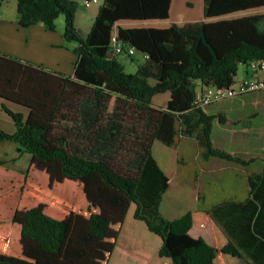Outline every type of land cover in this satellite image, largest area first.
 Instances as JSON below:
<instances>
[{
	"label": "trees",
	"instance_id": "1",
	"mask_svg": "<svg viewBox=\"0 0 264 264\" xmlns=\"http://www.w3.org/2000/svg\"><path fill=\"white\" fill-rule=\"evenodd\" d=\"M16 2L22 26L54 30L63 15L76 60L64 74L0 52V97L28 110L3 104L16 129L0 138L31 154L21 172L0 161V264H108L129 210L168 264H264V171L249 178L251 198L226 202L225 223L212 217L210 244L190 234L201 210L162 214L170 176L154 154L198 132L204 157L249 164L214 147L215 117L194 99L264 60V0H204V20L185 25L169 21L171 0H101L86 36L75 0ZM114 37L144 55L136 71Z\"/></svg>",
	"mask_w": 264,
	"mask_h": 264
},
{
	"label": "crops",
	"instance_id": "2",
	"mask_svg": "<svg viewBox=\"0 0 264 264\" xmlns=\"http://www.w3.org/2000/svg\"><path fill=\"white\" fill-rule=\"evenodd\" d=\"M75 1L79 7L74 23L82 36H86L94 22L95 13L100 3L86 7L83 0ZM16 5V0L0 1V52L42 64V66L60 73H71L74 69L76 55L73 50L74 43L66 41L64 37L65 20L58 19L54 30L47 29L42 23L22 26L17 22ZM203 11L204 0H171L169 21L180 25L200 22L204 20ZM135 55L127 57L135 61L137 65L141 64L144 55L141 53ZM120 56L122 55H118V59ZM121 64L125 68L122 62ZM254 74L264 76V71L255 72L249 64L243 63L239 65L235 79H245ZM3 104L14 112L27 114L28 110L24 106L0 97V129L13 133L16 129L15 121L2 107ZM204 111L209 113L207 110ZM247 148L246 156L240 155L241 160H249L247 165L240 162L226 161L216 156L204 157L201 152L200 155L206 165V175L215 179H208L206 187L203 185L202 189H198V185H196V187L176 194L175 189L170 196V177L169 187L163 197L162 214L168 219H175L191 209L201 210L200 217L190 228V234L193 237L201 236L208 243L214 244L211 232L215 225L213 218L220 224L225 223L224 209H226V202L242 203L251 198L249 178L264 171V148L260 157L255 151L249 152V144ZM203 150L202 147L201 151ZM30 160V153L19 151L17 144L9 139L0 138V161L8 169L18 172L25 171ZM238 182L241 184V189L236 187ZM228 187L232 189L233 194L226 197L225 192ZM236 205L233 206L236 208ZM161 242V238L150 232L144 222L134 219L132 210H129L108 264H168L169 261L159 255Z\"/></svg>",
	"mask_w": 264,
	"mask_h": 264
},
{
	"label": "rangeland",
	"instance_id": "3",
	"mask_svg": "<svg viewBox=\"0 0 264 264\" xmlns=\"http://www.w3.org/2000/svg\"><path fill=\"white\" fill-rule=\"evenodd\" d=\"M58 19L64 20L63 15L58 16L56 22ZM119 59L125 65V72L136 71L135 61L124 55ZM205 110L215 117L212 121V140L216 148L241 158L242 155L246 156L249 144V152L255 151L259 157L261 156L264 148V90L210 104ZM197 133L179 135L176 142L165 152L161 151V148L154 150L155 156L171 177L170 196L175 189V194L196 185L198 189H202L203 185L206 187L208 179H215L209 178V175L205 173L206 165L200 155L202 146L197 142ZM226 161L236 163L232 160ZM229 187L225 192L226 197L233 194ZM236 187L241 189L240 182Z\"/></svg>",
	"mask_w": 264,
	"mask_h": 264
},
{
	"label": "built area",
	"instance_id": "4",
	"mask_svg": "<svg viewBox=\"0 0 264 264\" xmlns=\"http://www.w3.org/2000/svg\"><path fill=\"white\" fill-rule=\"evenodd\" d=\"M100 2L101 0H83V4L86 7ZM111 46L114 52L120 55L133 56L137 53L136 49L133 46L123 44L121 41L116 40L115 37L112 39ZM248 64L255 72L264 71V60H251ZM262 90H264V76L254 74L253 76L245 79L242 78L238 80L234 78V81L230 86L207 85L200 87L197 90V95L194 99V103L196 107L205 110V108L210 104H216L222 100H228L238 96H244L251 92Z\"/></svg>",
	"mask_w": 264,
	"mask_h": 264
}]
</instances>
